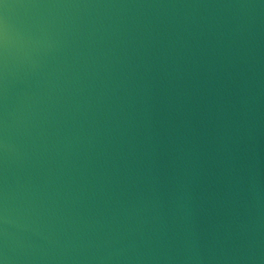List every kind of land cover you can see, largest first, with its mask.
<instances>
[{"label": "water", "instance_id": "obj_1", "mask_svg": "<svg viewBox=\"0 0 264 264\" xmlns=\"http://www.w3.org/2000/svg\"><path fill=\"white\" fill-rule=\"evenodd\" d=\"M0 264H264V0H0Z\"/></svg>", "mask_w": 264, "mask_h": 264}]
</instances>
